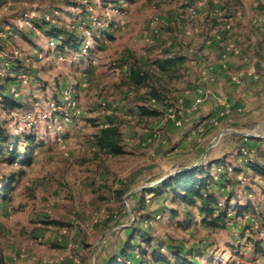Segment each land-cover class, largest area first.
<instances>
[{
    "label": "rangeland",
    "instance_id": "1",
    "mask_svg": "<svg viewBox=\"0 0 264 264\" xmlns=\"http://www.w3.org/2000/svg\"><path fill=\"white\" fill-rule=\"evenodd\" d=\"M263 9V0H11L10 4L0 0V69L15 58L28 68V74L18 75L20 82L8 87L15 89L21 107L8 113L0 106V122L12 134L34 133L38 143L29 165L9 163L0 154V185L11 174L17 175L9 199L0 196V264H106L133 227L151 244H162L161 252L171 260L168 246L182 249L187 260L198 264H264V255L253 244L260 242L264 252V236L258 234L264 229V178L246 168V162L264 167V141L253 144L244 137L264 138L260 117L264 107L258 109L257 121L250 104L240 109L243 115L237 124L220 122L215 116L213 136L204 139V155L193 165H210L214 182L225 168L211 160L213 156L242 168L237 174L230 172L229 188L212 184L220 206L225 198H232L224 228L208 229L195 210L186 216L169 197L148 192L161 189L164 179L187 168L183 151L176 141L167 140L163 127L171 120L170 107L175 108L176 122L172 121L180 125V110L175 107L180 98L175 100L178 94L172 83L186 80L187 70L196 76L194 54L202 51L198 40L212 30L211 25L220 24L214 18L229 19L236 27L242 17L252 18ZM24 14L36 22L52 16L59 26L73 24L71 30L79 33L81 43L88 40L90 48L84 51L80 44L78 50L57 51L50 39L24 23ZM85 29L91 32L88 38ZM183 42L190 58L187 64L176 77H159L168 105L142 102L140 96L145 97L147 89L127 87L124 67L132 59L150 64L178 55ZM241 49L246 56L249 49ZM258 49L264 56V46ZM237 57L230 60L228 74L230 79L243 75L239 82H230L255 86L253 81L258 80L263 85L264 75L258 72L255 77L247 71L252 65L264 68V58L248 63ZM205 62L202 54L200 64L208 73ZM191 82L197 83L193 78ZM215 94L222 102L224 98ZM256 99L262 100L256 107H262L264 93L256 94ZM199 100L196 97L194 103ZM139 106L161 115L141 118ZM222 112L217 116L222 117ZM109 116L120 124L122 155L113 156L92 144ZM245 143L251 152L242 156L239 149ZM17 150L22 156L25 145L20 142ZM235 204H250L253 211L236 216L231 208ZM170 208L180 213L172 217ZM133 240L145 247L137 237ZM201 252H205L202 258Z\"/></svg>",
    "mask_w": 264,
    "mask_h": 264
},
{
    "label": "trees",
    "instance_id": "2",
    "mask_svg": "<svg viewBox=\"0 0 264 264\" xmlns=\"http://www.w3.org/2000/svg\"><path fill=\"white\" fill-rule=\"evenodd\" d=\"M51 17L40 22L33 20V26L48 39L55 41V49L57 51L61 52L65 49L78 50L82 38H80L76 30H71L73 24L68 25L70 28L59 26L54 21V18ZM183 63L184 57L181 55L158 58L150 64H147L145 61L139 62L136 59H132L127 63V74L123 83L127 87L137 90L146 88V96H140L142 102L156 100L162 103L165 99L168 100V98L165 96L167 90L159 82V77L164 75L169 78L176 77L177 71L182 67ZM9 69L13 75H9L8 73L0 75V106L3 111L8 113L21 107V103L9 93L8 87L21 81L18 77L19 74H28V68L21 59L15 58V60H11ZM33 75L35 76V74ZM138 110L137 115L141 118H156L161 115V111L145 106H139ZM247 138L257 143H263L264 141V138L261 137L249 136L245 140ZM20 142L25 145L22 156L17 150V145ZM92 144L97 150L108 152L113 156L124 154L125 150L122 145L120 124L111 116L106 118L104 124L93 135ZM35 145H38V143H36L34 133L19 132V134H12L0 122V154L5 156V161L9 163L21 161L20 163L29 165L33 159ZM244 147L249 150L246 147V143ZM239 153L242 154L241 147ZM216 163L225 168L224 174L219 176L216 182H214L215 180L213 181L209 170L210 165L202 166V164H198L176 172L161 182V189H152L148 190V192L154 195H165L166 198L169 197L171 203L181 207V212L186 216L190 215L191 210H195L201 217V223L208 229L217 230L224 228L228 218V205L232 198L230 196L227 199L225 198L223 206H219V200L212 190V184L220 183L221 186L229 188V174H237L242 168L225 163L222 159H217ZM228 167L230 168L229 172H227ZM246 168H251L255 173L260 174L264 178L263 166L246 162ZM16 181L17 175L11 174L7 182L0 185V196L3 199H9L13 190V184ZM117 195L120 197V192ZM231 208L234 210L236 216L242 215L244 210H252L250 204H235ZM179 213L180 211L177 208H170V215L172 217H176ZM137 231L138 229L131 228L119 252L110 256L106 260V264H198L194 260H187L183 255L184 251L182 249L176 247L170 248L168 246L166 251L174 259L171 260L165 253L161 252V249L164 248L162 244H151L149 238ZM136 237L140 243L145 244L144 248H141L139 243L134 242L133 239ZM253 244L255 249L260 251L259 254L264 255V252L260 248V242L253 241ZM204 255L205 252L200 253L201 258Z\"/></svg>",
    "mask_w": 264,
    "mask_h": 264
},
{
    "label": "crops",
    "instance_id": "3",
    "mask_svg": "<svg viewBox=\"0 0 264 264\" xmlns=\"http://www.w3.org/2000/svg\"><path fill=\"white\" fill-rule=\"evenodd\" d=\"M255 4H257V2L253 1L252 5L254 6ZM214 19V21L220 24L211 25L212 30H210L209 33L205 31L204 37L198 40L199 44L202 46V51L194 54L196 61L194 66H198L196 76L190 75L189 70H187V72L183 73V79L186 80L172 83L175 87L174 93L178 94L175 96V100L180 98L178 101L179 103L175 105V107L180 110L179 116L177 117V119L180 120V125L175 126V122L170 120L165 123L163 127L164 135H166L167 140L176 141V143H178L177 148L181 152L183 151L181 155L183 160L187 163L184 167L193 166L204 155V139L213 136V128L215 127L213 126L214 123L212 119L215 116L220 122L237 124V121L241 119V115H243L240 109L250 104L253 105L251 107H255V110L252 112V119L257 121L258 109L261 110L264 107V105L260 108L256 107L259 103H262L261 99H256V94L264 93V84L259 85L257 83L258 80L253 81L256 82L254 83L255 86H248L247 83L243 84V82L239 84L232 83L230 82L231 79L228 74V71L232 70L230 69V60L236 58V56H238V60L242 58L243 62L246 61L248 63L259 62L264 58V56L259 55L260 51L258 49L259 46H264V11L263 13L252 15V18L248 17L244 19V17H242V20L236 22V27L233 26L234 23L232 22L231 28L226 27V22H221L222 20H217V18ZM235 20H237V18ZM218 34L220 39H216L215 37ZM180 44L181 45L179 46L178 44V46L182 48L180 52L177 51L176 54L183 56L184 64H187L189 56L183 49L185 42ZM229 46H235L241 50V52H239V54H233L231 51L226 50ZM242 47L249 49L246 56L243 55ZM201 53L204 55V58L207 59L204 66L209 69L208 73H204V68H202L203 66L200 64L202 60ZM257 69L259 74L261 73L263 76L264 68L257 66ZM191 78L195 79L197 83L193 84V82H191L190 84ZM199 82L201 85L196 88H202L201 93L195 88ZM204 89H207V92H204ZM256 91H259V93H256ZM215 92H218L219 95L224 98L221 100L222 102L218 103V95H216ZM196 97L200 98L197 104L194 103ZM161 107L164 108V106ZM223 109H225V114L222 112ZM221 112L223 113L221 114L222 117H218V113ZM260 117L264 119V111L260 114ZM262 122H264V120H262ZM204 133L206 134L205 136ZM251 141L253 144H257V142ZM210 154L211 152L209 151L208 155L210 156ZM219 157L220 156L217 155L213 156L211 160L220 159Z\"/></svg>",
    "mask_w": 264,
    "mask_h": 264
},
{
    "label": "built area",
    "instance_id": "4",
    "mask_svg": "<svg viewBox=\"0 0 264 264\" xmlns=\"http://www.w3.org/2000/svg\"><path fill=\"white\" fill-rule=\"evenodd\" d=\"M10 1L11 0H6V3L7 4H10ZM120 6L121 7H124L125 6V3H123V2H121L120 3ZM76 8L78 9V6H76ZM24 16V18H25V24L28 26V27H30V28H32V29H34V30H36L35 29V27L33 26V20H29V18H26V16L27 15H23ZM226 21V24H227V28H231V26H232V22L228 19V20H225ZM84 34H85V36L88 38V37H90V35H91V32L89 31V30H87V29H85L84 31ZM38 33H39V31H38ZM91 37H93V35L91 36ZM216 37V39H220V36H219V34L218 35H216L215 36ZM50 44L51 45H55V41L54 40H51V42H50ZM81 47L83 48V50L84 51H86V50H88L89 48H90V44H89V41L88 40H84L83 41V43H81ZM226 50L227 51H231L233 54H238L239 53V49L238 48H236L235 46H229V47H227L226 48ZM261 64H262V66L264 67V61L263 62H261ZM5 65H6V68H1L0 69V71H2L4 74L5 73H8L9 75H13V73H11L9 70V64H8V62L7 63H5ZM252 68L249 70V71H247V73L248 74H255V77L258 75L257 73H258V70H257V67L256 66H254V65H252L251 66ZM125 69L127 68L126 66L124 67ZM0 74L1 75H3L1 72H0ZM241 75H243V74H237V75H235V76H233V77H231V79L234 81V82H239L240 81V77H241ZM22 76H24V74L22 75ZM9 93L13 96V97H15V95H16V93H15V89L14 88H9ZM197 91H201L199 88H197ZM152 102H159V101H156V100H153ZM167 102L168 101H166V99L162 102V105H164V106H167L168 104H167ZM161 103V102H160ZM53 104H55V102H51L50 103V105L51 106H53ZM171 111V112H170ZM168 117H169V119H171V120H173V121H175L176 122V115H175V108H172V107H170V109H169V114H168ZM223 134H222V132H219V134H218V137H221ZM244 137H247V136H244ZM214 140H215V138H214ZM214 143H210V146H212ZM241 152H242V156H244V155H246L247 154V152H251L250 150H248L247 148H241ZM263 159H264V154H263ZM227 170H229L230 171V168L228 167L227 168ZM218 171H219V169H218ZM218 205L220 206L221 205V202L219 201L218 202ZM259 236H264V229H261L260 231H259Z\"/></svg>",
    "mask_w": 264,
    "mask_h": 264
}]
</instances>
